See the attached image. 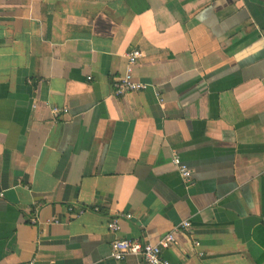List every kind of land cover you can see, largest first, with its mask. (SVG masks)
Instances as JSON below:
<instances>
[{
  "label": "crops",
  "instance_id": "0c3cea01",
  "mask_svg": "<svg viewBox=\"0 0 264 264\" xmlns=\"http://www.w3.org/2000/svg\"><path fill=\"white\" fill-rule=\"evenodd\" d=\"M0 194V264H264V0H0Z\"/></svg>",
  "mask_w": 264,
  "mask_h": 264
},
{
  "label": "built area",
  "instance_id": "2783aa9c",
  "mask_svg": "<svg viewBox=\"0 0 264 264\" xmlns=\"http://www.w3.org/2000/svg\"><path fill=\"white\" fill-rule=\"evenodd\" d=\"M145 57V54L139 49H133L126 55L127 65L124 76L121 77L114 85V93L117 97H122L127 94L146 91L149 88L148 84L142 83L135 78V70L140 65L141 60ZM69 111L66 108H54L52 114L55 118H59L63 114H67ZM173 164L176 166L178 172L183 178L186 184H189L192 180V171L182 162L178 154H174ZM3 196V194H0ZM92 211L95 213L100 212L99 207H93L87 209L85 207H71L70 214L80 217L85 213ZM132 219V215H117L115 218L107 224L110 233L118 236L122 231V220ZM33 224L38 221L36 218L32 220ZM51 224L60 223L57 220L50 221ZM192 225L190 222H184L173 229L172 232L167 234L159 243H145L139 239L129 240L116 238L111 244V257L116 261H124L127 257L134 255L143 259L145 264H172L167 258L164 257V251L169 250L177 245V235L182 231H189ZM195 246L199 247L200 243L195 242Z\"/></svg>",
  "mask_w": 264,
  "mask_h": 264
}]
</instances>
